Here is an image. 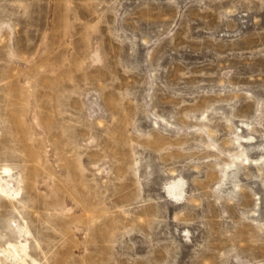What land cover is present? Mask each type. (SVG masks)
<instances>
[{"label": "rangeland", "instance_id": "obj_1", "mask_svg": "<svg viewBox=\"0 0 264 264\" xmlns=\"http://www.w3.org/2000/svg\"><path fill=\"white\" fill-rule=\"evenodd\" d=\"M0 264H264V0H0Z\"/></svg>", "mask_w": 264, "mask_h": 264}]
</instances>
